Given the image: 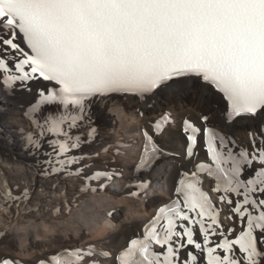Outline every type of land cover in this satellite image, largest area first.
<instances>
[{
  "label": "snow or ice",
  "instance_id": "1",
  "mask_svg": "<svg viewBox=\"0 0 264 264\" xmlns=\"http://www.w3.org/2000/svg\"><path fill=\"white\" fill-rule=\"evenodd\" d=\"M182 77L222 93L228 121L264 112V0H0L3 84L50 82L31 112L58 104L83 113L89 97L143 96ZM80 119L62 114L39 125L41 135L58 137L52 171L79 163L69 153L82 143L71 134ZM201 119L200 127L184 122L186 152L196 155L199 141L210 163L180 174L176 198L111 264H264V130L249 132L242 146L208 115ZM167 122L164 116L155 131ZM142 134L141 165L151 166L162 150L149 131ZM208 177L215 198L203 190ZM110 255L89 245L65 249L52 264H107Z\"/></svg>",
  "mask_w": 264,
  "mask_h": 264
},
{
  "label": "bare ground",
  "instance_id": "2",
  "mask_svg": "<svg viewBox=\"0 0 264 264\" xmlns=\"http://www.w3.org/2000/svg\"><path fill=\"white\" fill-rule=\"evenodd\" d=\"M1 81L0 264L5 259L11 264H52V257L65 249L89 245L109 252L111 264V256L142 236L158 209L176 198L180 174L210 163L199 141L196 155L187 156L185 121L200 127L201 117L208 115L212 126L242 146L249 144V132L264 130V112L228 121L222 93L196 77L177 78L143 96L89 97L83 113L45 104L32 118L26 113L40 92L47 95L50 82H20L4 90ZM62 114L81 116L71 134L82 143L69 153L79 163L52 171L59 169L51 146L58 137L41 135L39 125ZM164 116L168 122L157 133L154 126ZM145 130L162 154L148 172H141ZM30 135L35 143L29 142ZM202 187L211 197L218 195L211 192L210 177Z\"/></svg>",
  "mask_w": 264,
  "mask_h": 264
}]
</instances>
